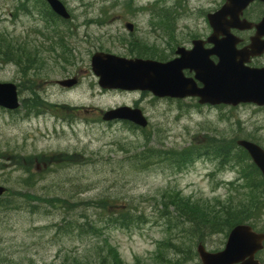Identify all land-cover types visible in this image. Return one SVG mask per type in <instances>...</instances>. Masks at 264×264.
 <instances>
[{
  "label": "rangeland",
  "instance_id": "obj_1",
  "mask_svg": "<svg viewBox=\"0 0 264 264\" xmlns=\"http://www.w3.org/2000/svg\"><path fill=\"white\" fill-rule=\"evenodd\" d=\"M154 1L62 0L73 15L75 29L57 42L60 47L49 67L42 66L47 61H39L32 77L24 65L4 64L0 59V82L21 80V99H26L32 89L37 90L31 84L35 79L38 92L48 104H55L43 105L41 109L48 111L44 113L50 114L38 119L26 118L24 102L14 114L0 109V186L7 190L2 197L6 204L0 202V264H200L195 251L201 236H208L202 243L214 251L223 247L225 233L209 236V230L218 232L191 229L177 221L178 214L169 206L170 198L177 195L203 207L217 209L221 203L233 210L255 211L250 223L264 230V194L254 178L241 182L235 169L214 157L195 158L183 168L163 156L152 166L142 161L145 153L180 151L209 140L229 145L254 138L264 147V109L196 108L191 100L150 101L142 94L134 101L132 96L105 93L97 86L91 55L97 49L125 53L124 42L119 43L126 38L125 22L115 16L129 20L132 17L125 16L139 14L136 20H148V15L163 13L171 18L183 13L181 3L165 0L162 7L159 2L150 4ZM216 1L187 0L184 6L189 14L211 13ZM45 9L42 4L41 11ZM18 13L16 1L0 0V33L7 34L13 47L21 43L35 48L33 36L23 34L24 25L33 22L25 17L10 20ZM47 58L39 52V60ZM71 74L81 78L76 89L64 92L53 86ZM134 102L142 105L147 128L102 121L104 111L131 107ZM98 201L106 206L98 208ZM33 206L39 208L34 213ZM118 212L143 213L144 218L130 228L104 223ZM83 216L99 232L81 236L71 230L59 232L72 220L83 223Z\"/></svg>",
  "mask_w": 264,
  "mask_h": 264
},
{
  "label": "water",
  "instance_id": "obj_2",
  "mask_svg": "<svg viewBox=\"0 0 264 264\" xmlns=\"http://www.w3.org/2000/svg\"><path fill=\"white\" fill-rule=\"evenodd\" d=\"M52 10L63 19H69L66 7L60 0H46ZM253 0H227V4L210 21L215 26L214 49L203 52L197 45L190 52L178 51L179 59L168 63H158L144 60H127L111 54L97 53L92 59V72L99 78L102 89L123 91H149L163 98L197 97L201 104L232 105L253 103L264 106V69H251L245 66L249 56L262 53L264 43L258 37L264 36V18L257 28V38L252 40L251 52H236L234 38L226 37L218 40V30L226 15H238ZM264 2V0H261ZM228 35L227 30L222 31ZM219 58L218 64L209 61V55ZM189 69L195 73L203 87L198 89L195 81L184 78L183 71ZM72 81H63L61 85L71 86ZM0 107L16 110L19 107L17 87L13 83L0 82ZM105 121L126 120L145 128L147 120L138 109L122 107L104 114ZM250 155L254 164L264 177V150L258 145L239 141ZM5 188L0 186V196ZM264 234L255 233L250 226H236L230 233L225 249L216 254L198 247L202 264H260L255 259L257 252L263 249Z\"/></svg>",
  "mask_w": 264,
  "mask_h": 264
},
{
  "label": "flooded vegetation",
  "instance_id": "obj_3",
  "mask_svg": "<svg viewBox=\"0 0 264 264\" xmlns=\"http://www.w3.org/2000/svg\"><path fill=\"white\" fill-rule=\"evenodd\" d=\"M157 1V0H155ZM154 1V2H155ZM176 2V0H173ZM160 5L163 7V0L158 1ZM177 3H180L177 0ZM227 0H218L216 1V5L213 9H211V13H200V14H177L169 18V14H157V15H148V20H136L135 17H140L142 15L133 14L125 17H132L131 19H120L124 18L121 16L118 17L120 22L123 23L124 28L127 32H124L126 35L125 39L118 38L119 43H123L125 48V53H112L117 56L129 59V60H149L155 62H168L174 60L178 57L177 51L180 49L183 50H191L195 43H197L202 50L207 52H211L214 49V43L212 40H215L216 29L214 22L211 24L208 19L209 15L215 14L218 12L224 5H226ZM21 17L29 18L31 22L30 25H24V35L31 38L33 36V42L36 44L34 48H27L23 46L21 43L17 46L18 51H20L22 55V60L27 66L35 67L39 66V61H47L43 62L49 67V64L55 61V49L59 48L57 42H61L63 38H61L68 29H75V26L70 22L62 21L58 16L51 13H29V14H12L10 15V20H18ZM264 18V2L260 0L251 1L245 8L241 10L238 15V20L236 21L233 16L226 15L224 18V22L221 24V28L217 29L219 36L218 40L224 39L226 37L234 38L235 50L236 52L247 51L251 52L250 45L252 44V39L257 38V28L256 26L262 22ZM59 19L58 21H56ZM58 23V24H56ZM29 28V29H28ZM227 30L228 35L223 34V30ZM71 30V32H72ZM31 35V36H30ZM58 37V38H57ZM173 37V38H172ZM172 38V39H171ZM211 40V42H210ZM259 42L264 43V36L258 37ZM43 51L47 54L48 58L45 60H39V52ZM96 52V51H95ZM97 52H102L97 49ZM104 52V51H103ZM106 52V51H105ZM54 53V54H53ZM5 63L11 62L13 59L9 55H4ZM209 60L213 63L218 62V58L211 54L209 56ZM247 66L249 68L263 69L264 68V48L262 53L257 57L249 56L247 60ZM36 71H33L32 77L36 75ZM70 75V74H69ZM184 75L186 78H194V72L190 70H185ZM68 79H74L75 86L73 88L67 89L59 85L58 81H55L53 86L59 88L64 92H71L76 89L81 84V78L77 75L71 74L68 76ZM96 79V78H95ZM66 80V79H63ZM21 80L16 81V85L18 88L19 96L21 95ZM97 83V79H96ZM197 87H201V84L195 81ZM31 84L35 86L34 88L37 90H32L33 94H29L26 96V100H41L43 99L45 102L47 100L42 96L43 92H38L39 84L37 80L32 79ZM33 88V87H32ZM105 93H118L124 96H132V99L135 101L140 95H147L150 101H160L168 100L171 102H181L186 100H191L195 102L196 108H208L207 106H200L197 98H187V99H173V98H165L159 99L151 96L149 93L142 92H127V91H104ZM37 92V93H36ZM124 106V105H122ZM132 108H139L143 111V107L140 103L134 102L132 103ZM264 109V108H261ZM46 114H39L35 118H42L46 116ZM76 117V115H74ZM31 119V118H30ZM78 120V119H77ZM75 119V122H77ZM65 123L72 125L70 120H64ZM216 251V250H214ZM259 254V253H258ZM257 254V256H258ZM256 256V258H258ZM260 259V258H259ZM261 260V259H260Z\"/></svg>",
  "mask_w": 264,
  "mask_h": 264
},
{
  "label": "trees",
  "instance_id": "obj_4",
  "mask_svg": "<svg viewBox=\"0 0 264 264\" xmlns=\"http://www.w3.org/2000/svg\"><path fill=\"white\" fill-rule=\"evenodd\" d=\"M15 1L21 2L20 10H22L24 13L29 12V10H27V4L28 2L30 3L31 0ZM41 9L42 7L39 10L41 11ZM9 54H14V50L9 47V44L3 43L2 37H0V59L4 55ZM41 105L44 104H42L40 101L31 102L29 111H31L33 107H35V110H37ZM36 107L38 108L36 109ZM249 139H252L254 142H256L254 138ZM162 156L165 159L170 158L174 160L177 163V166L180 168H183L186 165L192 163L195 158H199L202 156L214 157L215 159L222 160V166H230L229 168L235 169L239 173L240 178L245 180L246 183L250 182V178H254V182L256 183V185L258 184L262 188V190L260 191L264 193V181L261 178L259 170L254 166V164L250 162V158L246 151L238 147L234 142L229 145H225L220 141L209 140L205 143L204 146L194 145L180 151H162L160 149L153 155L145 153L142 161L144 162L145 166H152L156 164L154 163V160L155 162L163 160L161 159ZM3 200L5 199L0 198V202L2 204H6L3 202ZM8 203L9 201L7 202V204ZM217 205V209L208 205H205L203 207V204L199 201L194 202L191 200H185L177 195L170 198L169 206H172V208L178 214L177 219H179L177 221L190 224L191 229L196 228L199 231L209 230L210 228L214 229V231L219 230L228 232L235 225L250 222L252 220L251 216L255 212L252 210H245L242 207L233 210L234 208L232 206L225 207L221 203ZM95 206L103 209L106 205L105 202L102 201L100 203L98 201ZM32 208L33 213L39 209L37 206H33ZM253 208L257 209V204ZM82 218H84L86 221L80 223L78 220H72L73 223H67L59 227V232L67 233L69 232V230H71L78 232L80 236L89 234L95 235L97 232H99L98 229L91 223L92 221L87 218V216H83ZM142 218H144L143 213L134 214L118 212L115 216L113 215L105 219L104 223H110L113 226H119L122 228H130V226H137L142 223ZM163 219H165L166 222L169 223V219L167 217H164Z\"/></svg>",
  "mask_w": 264,
  "mask_h": 264
}]
</instances>
